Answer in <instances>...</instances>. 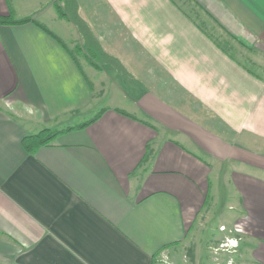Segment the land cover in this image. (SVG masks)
Wrapping results in <instances>:
<instances>
[{
  "label": "crops",
  "instance_id": "crops-1",
  "mask_svg": "<svg viewBox=\"0 0 264 264\" xmlns=\"http://www.w3.org/2000/svg\"><path fill=\"white\" fill-rule=\"evenodd\" d=\"M75 1L97 61L60 0H0V19L33 20L0 24V264L173 259L212 175L242 209L233 263L264 264V0H100L120 38ZM96 74L109 104L85 120ZM70 128L34 154L22 144Z\"/></svg>",
  "mask_w": 264,
  "mask_h": 264
},
{
  "label": "rangeland",
  "instance_id": "rangeland-1",
  "mask_svg": "<svg viewBox=\"0 0 264 264\" xmlns=\"http://www.w3.org/2000/svg\"><path fill=\"white\" fill-rule=\"evenodd\" d=\"M77 1L79 3V6L80 5L83 6V10L85 12L86 11L88 12L90 9H92V7H96L97 9L99 8L102 14L100 15L101 22L102 24H104V27L105 26H107V28L111 27L114 33H117L118 35L117 38L121 37L119 31L116 29L114 25L113 17L108 12H106L100 0H77ZM180 2L182 4H185L186 9L192 6L190 1L180 0ZM60 5L69 16L71 14V12H69V5L66 4L65 1L63 2L62 0L60 1ZM85 12L84 14H82V17L84 19L87 18L92 23H95V21L97 22V17L99 16V14L95 13L96 11H90L88 13ZM198 13L199 12L195 9L194 14L193 13L191 14L193 17H196V19L199 20ZM207 30L208 32H210V34H212V36L214 35L223 36L224 34L220 31V29L217 26L211 23L209 24V29ZM106 31L107 30L105 28L104 35ZM77 44L79 45L80 41L79 42L78 40L75 41L73 48L75 50L76 55L80 57L77 54L78 53L76 49ZM129 49L131 50V52L134 50L131 49V47H128V50ZM119 54L120 53H118V55ZM80 58L82 59L83 57L81 56ZM95 78H96L95 81H97L98 84V88L96 91V98L100 97V100H98L94 104L97 110L94 109L96 110L94 113H92L93 112L92 110L88 112L85 115V117L88 114H90V117H86L85 120H90V118L96 112H98V110L103 108V105L109 104V98L103 100L106 97L104 95H98L99 93L102 94V87L101 85H99L98 82V81H102V74H96ZM74 123L76 124L77 122ZM224 180L226 181V179H220L216 183L217 179H215V176L212 175L211 177L212 184H211V189L208 192V202L204 210V218L202 223L197 224L199 228L198 227L196 228V237L195 238L192 237L190 239V242L187 241V243H189L188 245H190L188 250L187 251L183 250V253L179 254V256H177V254H174V256H172L173 259L171 258L169 259L166 256V254L164 255L160 254L156 257V259H154L153 264H221V263L225 264L227 260L236 262L235 258H238L239 256V255L236 256L238 248L233 250L232 245H236V244L232 236L233 233L229 230V227H232L233 223H235L239 219H242L241 217L242 209L237 202L238 194L236 195V192H234L233 189L228 190L227 185L223 184L225 182ZM221 224L228 226V228H226L225 226L220 227ZM187 243L185 244L187 245ZM226 244L230 245V247L227 249L225 248ZM173 250H175V252H178V247H176ZM180 251L181 249H179V252ZM184 254L186 255L185 257ZM196 254H198L197 256L199 257V262L195 260Z\"/></svg>",
  "mask_w": 264,
  "mask_h": 264
},
{
  "label": "trees",
  "instance_id": "trees-1",
  "mask_svg": "<svg viewBox=\"0 0 264 264\" xmlns=\"http://www.w3.org/2000/svg\"><path fill=\"white\" fill-rule=\"evenodd\" d=\"M69 8H70L69 12H71V14L69 15L70 16L69 18L77 25L80 33L83 34L85 38H87V39L90 38V40H89L90 45L89 46L87 45V47H86L87 55L92 60L95 59L96 61H97L96 55L98 53H100L101 56H106L104 53H102V51L100 50V47L91 38V35L90 36L87 35V33H88L87 32V30H88L87 25L80 19V17L77 14V4H76L75 0H69ZM57 10H58L61 17L67 16V13L63 10L62 7L58 6ZM31 21H33V20L32 19H25L22 21H12L11 19H0V24H24V23H28ZM41 27L45 31H48L49 34L53 35L45 26L41 25ZM59 42L61 43L60 40H59ZM61 44L64 46L63 43H61ZM118 112L125 114L123 111H118ZM99 117L100 116H98L97 118L93 119L92 121L80 126L79 129H83V128L87 127L89 124L96 121ZM76 128H78V127H76ZM70 130H73V129L70 128V129L63 130V131H54V130L46 129L37 135L27 136L23 140L22 144L24 146V149L28 153L34 154V153H36V151L39 148L44 147V146H49L59 134H61L62 132H68Z\"/></svg>",
  "mask_w": 264,
  "mask_h": 264
},
{
  "label": "built area",
  "instance_id": "built-area-1",
  "mask_svg": "<svg viewBox=\"0 0 264 264\" xmlns=\"http://www.w3.org/2000/svg\"><path fill=\"white\" fill-rule=\"evenodd\" d=\"M238 231H239V230H238ZM234 240H235V239H234ZM235 244H236V245H232L233 250L237 249L238 246H239V243L237 242V240H235ZM229 247H230L229 244H226V245H225V248H226V249L229 248ZM228 264H234V263H233V261H229Z\"/></svg>",
  "mask_w": 264,
  "mask_h": 264
}]
</instances>
